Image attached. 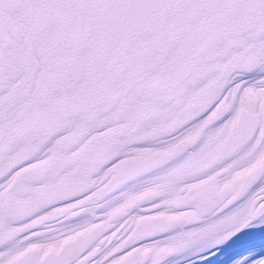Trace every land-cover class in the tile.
Masks as SVG:
<instances>
[{"label": "snow or ice", "instance_id": "1", "mask_svg": "<svg viewBox=\"0 0 264 264\" xmlns=\"http://www.w3.org/2000/svg\"><path fill=\"white\" fill-rule=\"evenodd\" d=\"M0 264H264V0H0Z\"/></svg>", "mask_w": 264, "mask_h": 264}]
</instances>
